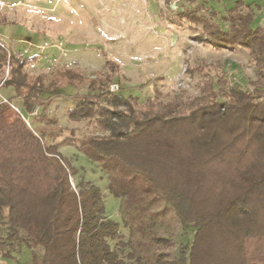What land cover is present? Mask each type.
Listing matches in <instances>:
<instances>
[{
	"label": "trees",
	"instance_id": "1",
	"mask_svg": "<svg viewBox=\"0 0 264 264\" xmlns=\"http://www.w3.org/2000/svg\"><path fill=\"white\" fill-rule=\"evenodd\" d=\"M250 8L238 1L228 9L221 17L227 30L214 20L216 11L208 17L187 8L171 19L178 26H201L197 40L247 51L255 62L257 92L233 87L225 101L219 99L226 81L219 92L202 79L203 98L191 103L177 98L167 105L158 89L141 103L109 91L120 69L112 61L95 77L77 66L32 75L26 67L34 57L0 48V69L9 65L2 87L15 91L0 103V254L11 258L19 243L43 249L41 262L33 254L32 264H264V29L252 28ZM10 24L0 13V25ZM198 68L186 71L203 72ZM85 85L89 94L72 98L68 117L89 121L97 132L72 143L109 174L129 238L106 217L100 188L83 181L73 187L78 169L11 107L20 98L29 115L42 108L45 118L52 94ZM159 201L183 229L194 231L193 242L181 245L176 258L172 239L153 231L159 215L150 208ZM146 239L156 248L147 249L150 260L143 261L134 245ZM116 240L122 249L131 247L127 258L111 245Z\"/></svg>",
	"mask_w": 264,
	"mask_h": 264
},
{
	"label": "rangeland",
	"instance_id": "2",
	"mask_svg": "<svg viewBox=\"0 0 264 264\" xmlns=\"http://www.w3.org/2000/svg\"><path fill=\"white\" fill-rule=\"evenodd\" d=\"M230 1L0 0V13H4L12 23L0 25V41L5 49L18 56L34 57L26 67L32 75L77 66L88 77H95V72L107 71V61H112L120 69L110 84H119L120 91L116 94L126 98L132 96L144 103L154 97L158 89L163 93L162 101L167 105L177 98L191 103L203 98L201 81L207 79L214 83L219 92L226 81L219 99L225 101L233 87L252 94L257 92L260 78L255 62L247 51L217 49L197 40L195 37L202 31L201 26L192 27L188 23L178 26L171 19L187 8H197L208 17L212 11H216L219 16L214 20L227 30L228 24L221 17L226 15L227 8L235 5L232 4L234 1ZM260 1L248 2H254L252 4L256 9ZM253 13L252 28L257 29L261 16L257 10ZM188 66L200 67L203 72H187ZM8 75L9 65L0 69V85ZM77 94H89L88 87L68 86L52 94L45 118L40 117L42 108H36L33 115H29L20 98L14 99L12 104L20 112L11 107L22 114L38 137L43 131L47 144L59 145V153L78 169V174L71 177L73 187L83 181L100 188L106 217L120 224L121 232L129 238L130 226L121 212V200L110 192L109 174L79 150L77 144L72 143V139H82L87 134L97 132L89 121L69 119L68 111L75 105L72 98ZM14 96L13 89L0 87V103ZM66 139H70L68 143H65ZM150 211L159 215L158 224L153 228L154 234L172 239L171 257L176 258L181 245L193 242L194 231L183 229L163 201L155 202ZM147 240L140 246L134 245L143 261L150 260L147 249L156 248L149 245ZM118 242L111 241V245L127 258L131 247L122 249ZM10 251L11 258L0 254V264H32L33 254L41 262L44 253L41 248L32 250L19 243H15Z\"/></svg>",
	"mask_w": 264,
	"mask_h": 264
},
{
	"label": "crops",
	"instance_id": "3",
	"mask_svg": "<svg viewBox=\"0 0 264 264\" xmlns=\"http://www.w3.org/2000/svg\"><path fill=\"white\" fill-rule=\"evenodd\" d=\"M224 1L225 0H223V3H224ZM232 1H234L233 3H232ZM238 1H242V2H245V4H247V5H250V10L251 11H258L259 12V14H260V18H259V25H260V27H262L263 29H264V0H262V1H260V5H257L256 6V9H255V6L252 4V3H254V2H248V1H251V0H231L229 3H232V4H236V2H238ZM257 1V0H256ZM227 10H228V8H227ZM256 21H258V20H256Z\"/></svg>",
	"mask_w": 264,
	"mask_h": 264
},
{
	"label": "built area",
	"instance_id": "4",
	"mask_svg": "<svg viewBox=\"0 0 264 264\" xmlns=\"http://www.w3.org/2000/svg\"><path fill=\"white\" fill-rule=\"evenodd\" d=\"M264 26V25H263ZM0 46L2 47V48H5L4 47V44H3V42L2 41H0ZM3 86V83H1V85H0V87H2ZM109 91L111 92V93H119V91H120V86H119V84H110V86H109ZM12 107L14 108V109H16L17 111H19V109H18V107H16V106H14V105H12ZM20 112V111H19ZM29 124V123H28ZM30 125V124H29Z\"/></svg>",
	"mask_w": 264,
	"mask_h": 264
}]
</instances>
